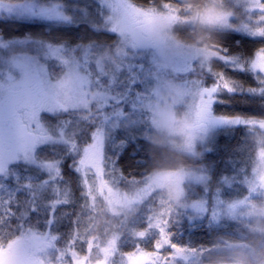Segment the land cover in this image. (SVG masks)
Instances as JSON below:
<instances>
[{
  "label": "rangeland",
  "instance_id": "374dc122",
  "mask_svg": "<svg viewBox=\"0 0 264 264\" xmlns=\"http://www.w3.org/2000/svg\"><path fill=\"white\" fill-rule=\"evenodd\" d=\"M97 1L101 6V19L95 26L119 35V41L112 47L86 46L78 56L65 43L30 36L5 40L0 36V181L9 179L13 165L28 163L47 174L36 184L23 183L27 188L31 187L37 201L54 205L67 201L59 193L60 160L41 159L37 155V149L44 144L69 141L65 126L50 125L40 118L42 108H48L54 114L61 107H42L36 103L33 85L67 110L88 111L113 103L125 105V109L106 116L104 123L93 133L92 143L84 148L80 165L86 192L92 198L100 193L109 203L110 211L117 216L122 212L126 217L135 216L145 197L155 190L163 189L179 202L186 182H205L206 178L203 173L193 170L160 171L142 181L137 188L124 190L115 185L114 179L109 182L106 179V174H112V170L107 171L105 165L97 168L93 163L99 155L98 150L104 148L108 133L126 128L138 135L166 140L184 152L196 154L207 149L210 138L218 129L250 122L262 130L258 134L257 161L245 180L247 192L229 201L217 200L209 213L214 220L240 218L258 227L264 220V123L235 116H200L202 81L196 74L191 75L193 62H207L212 57H221L236 67L243 65L238 58L217 51L215 48L219 46L209 48L182 42L174 36L172 28L179 21L198 20L210 27L262 37L264 0H228L230 5L224 8H210L185 19L173 9L159 11L137 6L129 0ZM0 13L51 22L70 21L62 4L37 0H0ZM48 61L62 63L64 69L60 76L54 77ZM151 67L155 69L149 73ZM248 67L264 76V53L259 52ZM112 85H119L123 90H113ZM132 86L141 89L131 97L129 106V100L124 102L131 96ZM14 110L19 112L31 132L20 135L19 140L1 120L4 114ZM13 188L15 196L22 187ZM183 208L196 216L207 210L203 202L183 205ZM154 225L163 235L167 234L165 223L160 219L155 220ZM83 234L87 236L76 248H61L50 231L40 233L24 228L21 238L0 253V264H115V258H120L122 264H179L195 261L198 257L195 251L179 249L166 237L167 243L158 244L154 252L137 249L122 254L118 250L117 236L98 241ZM170 247L172 251L168 254Z\"/></svg>",
  "mask_w": 264,
  "mask_h": 264
},
{
  "label": "trees",
  "instance_id": "16d2710c",
  "mask_svg": "<svg viewBox=\"0 0 264 264\" xmlns=\"http://www.w3.org/2000/svg\"><path fill=\"white\" fill-rule=\"evenodd\" d=\"M37 1L62 4L70 21L51 22L0 13L3 39L30 36L65 43L78 56L86 46L112 47L119 41L117 32L95 26L101 19V6L97 0ZM129 1L159 11L173 9L183 19L210 8L230 5L228 0ZM172 33L187 44L219 46L221 49L215 48L217 51L238 58L243 65L236 67L221 57H212L203 63L193 62L191 75L196 74L202 81L200 116H235L264 123V76L248 67L259 52L264 53V36L253 37L234 29L210 27L198 20L179 21L174 24ZM48 65L54 77L62 74V63L48 61ZM154 69L151 67L149 73ZM1 87L0 83V90ZM111 87L123 90L119 85ZM131 89V96L124 102L129 100V106L131 97L141 88L132 86ZM33 92L35 102L42 107H61L54 114L48 108H42L40 118L50 125L65 126L69 141L44 144L37 149V155L41 159L60 160L59 193L67 201L55 205L37 201L31 187L27 188L23 183L36 184L46 177V172L24 162L13 165L9 179L0 181V253L18 241L27 228L40 233L50 231L61 248H76L87 236L83 233H87L98 241L117 236L118 250L122 254L137 249L154 252L158 244L167 243L166 237L177 248L198 254L197 260L179 264H264V220L256 227L240 218L214 220L209 213L217 200L229 201L247 192L245 180L258 158V134L262 128L250 122L220 128L210 138L207 149L196 154L184 152L163 139L148 138L126 128L114 129L108 133L104 148L98 150L99 155L93 162L97 168L105 165L107 171L112 170V174H106L108 182L112 178L115 185L130 191L157 172L179 169L198 171L206 178L205 182H186L179 202L163 189L155 190L145 197L135 216L126 217L123 212L117 216L110 211L109 203L100 193L92 198L86 192L80 165L84 148L92 143L93 133L104 123L106 116L125 109V105L113 103L88 111L67 110L36 85H33ZM14 186L22 187L15 196ZM194 202H203L207 210L198 216L192 211L185 212L183 205ZM157 219L165 223L167 234L163 235L154 225ZM171 251L172 247L167 253ZM115 264H122L121 259L115 258Z\"/></svg>",
  "mask_w": 264,
  "mask_h": 264
},
{
  "label": "water",
  "instance_id": "95a60500",
  "mask_svg": "<svg viewBox=\"0 0 264 264\" xmlns=\"http://www.w3.org/2000/svg\"><path fill=\"white\" fill-rule=\"evenodd\" d=\"M1 120L14 131L15 139L19 140L20 135H23V131L26 127L25 123L22 122L19 112L14 110L4 114Z\"/></svg>",
  "mask_w": 264,
  "mask_h": 264
},
{
  "label": "flooded vegetation",
  "instance_id": "af4514ba",
  "mask_svg": "<svg viewBox=\"0 0 264 264\" xmlns=\"http://www.w3.org/2000/svg\"><path fill=\"white\" fill-rule=\"evenodd\" d=\"M28 128L26 127L23 131V134H30L31 132L29 130H27Z\"/></svg>",
  "mask_w": 264,
  "mask_h": 264
}]
</instances>
